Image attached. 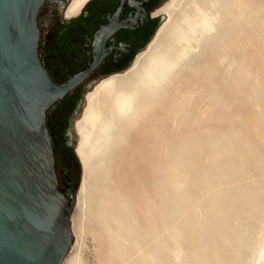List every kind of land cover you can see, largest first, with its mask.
Segmentation results:
<instances>
[{"label": "rangeland", "instance_id": "obj_1", "mask_svg": "<svg viewBox=\"0 0 264 264\" xmlns=\"http://www.w3.org/2000/svg\"><path fill=\"white\" fill-rule=\"evenodd\" d=\"M213 1L180 5L193 15L196 6L211 11ZM239 1L218 4L224 5L219 37L193 50L127 135L92 161L79 193L80 167L74 240L63 264H145L144 251L160 264H258L264 253V0ZM95 84L80 98L76 122ZM72 133L77 146L75 127ZM180 175L189 183L175 190ZM235 221L238 231L231 228ZM138 224L146 230L137 233L140 243L129 237ZM232 250L234 258L216 261Z\"/></svg>", "mask_w": 264, "mask_h": 264}, {"label": "water", "instance_id": "obj_2", "mask_svg": "<svg viewBox=\"0 0 264 264\" xmlns=\"http://www.w3.org/2000/svg\"><path fill=\"white\" fill-rule=\"evenodd\" d=\"M49 2L0 0V264H63L74 240L81 163L74 148L78 178L63 187L46 115L106 53L91 39L92 60L82 74L54 82L38 52Z\"/></svg>", "mask_w": 264, "mask_h": 264}, {"label": "flooded vegetation", "instance_id": "obj_3", "mask_svg": "<svg viewBox=\"0 0 264 264\" xmlns=\"http://www.w3.org/2000/svg\"><path fill=\"white\" fill-rule=\"evenodd\" d=\"M168 1L86 0L73 14L67 13L71 0H50L43 8L38 52L54 82L82 74L92 60L91 39L100 41L101 53H106L47 110L55 170L63 187L74 186L79 173L72 128L80 98L89 84L131 67L163 24L165 16L158 11Z\"/></svg>", "mask_w": 264, "mask_h": 264}, {"label": "bare ground", "instance_id": "obj_4", "mask_svg": "<svg viewBox=\"0 0 264 264\" xmlns=\"http://www.w3.org/2000/svg\"><path fill=\"white\" fill-rule=\"evenodd\" d=\"M85 1L71 0L67 13L73 14ZM218 1L211 3L212 12L205 10V7L196 6L194 14L190 15L181 7L182 0H169L158 11L165 16L163 24L144 51L135 58L131 67L125 72L99 81L86 95L84 111L75 124L78 135V144L75 149L83 169L79 193L86 190L85 176L92 168V161L108 155L115 142L127 135L134 119L136 121L143 110L148 111L149 107L155 103L158 96L169 86L176 71L183 67L186 58L194 53L193 50L200 48L211 38L219 37L221 29L218 25V15L225 2L222 0L223 4L220 7L218 4L221 3ZM240 1V5H244L245 1ZM174 46H180V50L176 51L174 48L177 47ZM188 183L189 178L180 175L175 190L186 187ZM237 223L235 221L231 224L233 230L238 231V228H235L236 225L238 226ZM142 228V225L138 224L136 232L130 231L129 237L140 240L141 235L137 233L144 234L146 231L145 228L141 231ZM117 231V229L113 230L115 234ZM236 239L234 238L233 241ZM138 247L137 249L141 248V246ZM227 251L224 252L226 256L224 254L222 257L217 256L216 261L221 263L223 258H234L235 251L228 253ZM239 253L236 252V255ZM174 258L177 261L180 255L177 253ZM140 259L145 264H160L152 254L145 251ZM169 259L171 262V258ZM167 261L164 264H167ZM258 264H264V253L260 256Z\"/></svg>", "mask_w": 264, "mask_h": 264}]
</instances>
